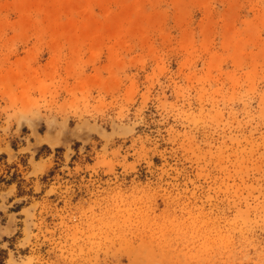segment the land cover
Returning <instances> with one entry per match:
<instances>
[{"label":"rangeland","instance_id":"1","mask_svg":"<svg viewBox=\"0 0 264 264\" xmlns=\"http://www.w3.org/2000/svg\"><path fill=\"white\" fill-rule=\"evenodd\" d=\"M0 264H264V0H0Z\"/></svg>","mask_w":264,"mask_h":264}]
</instances>
